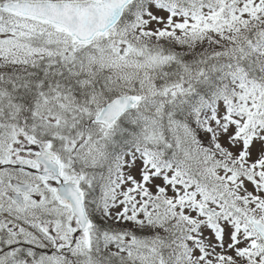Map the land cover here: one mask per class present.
<instances>
[{"label": "snow or ice", "instance_id": "snow-or-ice-1", "mask_svg": "<svg viewBox=\"0 0 264 264\" xmlns=\"http://www.w3.org/2000/svg\"><path fill=\"white\" fill-rule=\"evenodd\" d=\"M0 264H264V0H0Z\"/></svg>", "mask_w": 264, "mask_h": 264}]
</instances>
